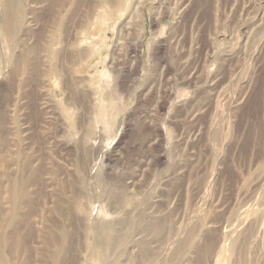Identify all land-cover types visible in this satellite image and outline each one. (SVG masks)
Returning a JSON list of instances; mask_svg holds the SVG:
<instances>
[{"label": "rangeland", "instance_id": "1", "mask_svg": "<svg viewBox=\"0 0 264 264\" xmlns=\"http://www.w3.org/2000/svg\"><path fill=\"white\" fill-rule=\"evenodd\" d=\"M7 6L0 264H264V0Z\"/></svg>", "mask_w": 264, "mask_h": 264}, {"label": "bare ground", "instance_id": "2", "mask_svg": "<svg viewBox=\"0 0 264 264\" xmlns=\"http://www.w3.org/2000/svg\"><path fill=\"white\" fill-rule=\"evenodd\" d=\"M8 1V6L5 9L4 16H5V22H8L9 18L11 17V14L13 13L14 9L17 6V0H7ZM108 229V228H107ZM109 231V230H108ZM191 232L188 236V238L185 240L186 243H190L191 245H194V238ZM149 260V259H148ZM157 264V263H156Z\"/></svg>", "mask_w": 264, "mask_h": 264}]
</instances>
